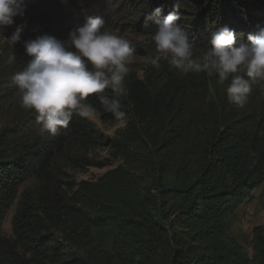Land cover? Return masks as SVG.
<instances>
[{"label": "trees", "instance_id": "trees-1", "mask_svg": "<svg viewBox=\"0 0 264 264\" xmlns=\"http://www.w3.org/2000/svg\"><path fill=\"white\" fill-rule=\"evenodd\" d=\"M21 2L37 27L0 50V109L17 104L13 121L0 126V221L15 205L12 235L0 236V264H264V227L252 229L249 255L226 222L256 188L264 210V87L254 86L241 108L227 98L229 81L215 74L147 62L130 68L128 94L119 97L126 119L105 112L95 94L85 101L111 127L122 121L111 135L74 115L51 136L21 106L13 79L31 59L24 40L45 33L67 40L87 16H100L114 34L152 37L156 21L178 5L205 52L213 31L234 30L239 46L264 30V0ZM156 8L160 16L147 19ZM144 51L148 61L156 55ZM103 147L118 165L95 180L71 178L70 170L109 165L93 156ZM28 180L34 189L20 190Z\"/></svg>", "mask_w": 264, "mask_h": 264}, {"label": "clouds", "instance_id": "clouds-1", "mask_svg": "<svg viewBox=\"0 0 264 264\" xmlns=\"http://www.w3.org/2000/svg\"><path fill=\"white\" fill-rule=\"evenodd\" d=\"M26 8L21 0H0V36L15 23L14 18L25 16ZM161 11L156 8L147 19L159 17ZM180 21L178 5L163 20L156 21V31L151 37L156 55L148 63L158 69L161 61H165L182 74H215L219 83L229 81L226 88L229 102L244 107L253 87H264V30L249 33L250 43L239 46H235L234 30L224 27L213 31L209 38L211 47L194 56L195 40ZM26 27V21L16 25L7 37L12 46L21 41ZM23 44L31 59L13 79L21 106L36 114L42 132L51 136L60 134L74 115L95 119L97 109L85 103L92 94L105 112L116 120L126 119L119 97L128 94L126 79L136 47L125 36L106 30L103 18L87 16L83 26L69 31L67 40L45 33L24 40Z\"/></svg>", "mask_w": 264, "mask_h": 264}, {"label": "rangeland", "instance_id": "rangeland-1", "mask_svg": "<svg viewBox=\"0 0 264 264\" xmlns=\"http://www.w3.org/2000/svg\"><path fill=\"white\" fill-rule=\"evenodd\" d=\"M145 16L149 17L150 15L145 13ZM15 23L12 26H9L4 31V36H0V50L4 42L9 41L7 37H10L15 30L16 25L27 22V27L23 31L26 32L33 27H37L35 21H33V12L27 7L25 16L23 18L16 17ZM64 23V22H63ZM142 30L144 23L139 25ZM135 33L125 32V33H117V35H123L128 38L133 45L136 47L135 59L134 62L130 65L131 69L139 70V68L143 67L148 62L147 51L145 49H150L151 53L156 54L155 44L151 37L144 33L145 31H135ZM22 33V34H23ZM250 43L247 41L245 44ZM140 48V49H137ZM204 53V50L200 46H195L194 48V56H200ZM16 103H10L5 101L3 103V107L0 109V126L10 124L13 119L16 117ZM87 119V118H86ZM89 120V119H88ZM92 121L96 124V126L107 135H111L114 128L118 126H122V121L117 122L116 125L111 127L108 123L102 122L96 115V118ZM93 156L98 160H107L109 165H105L103 167H88L84 170V172H80L78 170H70L69 175L71 178L79 180H95L100 175H102L105 171L110 168L115 167L119 164L116 159H113L111 151L103 147L101 149L96 150L93 153ZM34 180H28L24 185L20 187V190L23 188H32L34 189ZM261 188L254 189L248 198H246L237 208L236 210L226 217V222L228 223V233L235 237L236 240L244 247L245 251L251 255V239H252V229L255 226L261 225L264 227V210L261 204ZM15 205L9 210L6 217L0 221V236L11 237L12 235V216L14 214Z\"/></svg>", "mask_w": 264, "mask_h": 264}]
</instances>
